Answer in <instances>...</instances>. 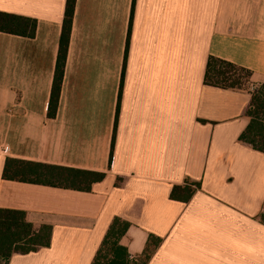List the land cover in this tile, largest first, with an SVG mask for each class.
I'll return each mask as SVG.
<instances>
[{"label":"crops","instance_id":"obj_1","mask_svg":"<svg viewBox=\"0 0 264 264\" xmlns=\"http://www.w3.org/2000/svg\"><path fill=\"white\" fill-rule=\"evenodd\" d=\"M65 4L0 0L36 22L33 38L0 33V208L51 227L7 264H91L115 218L130 257L153 237L146 264H264V154L239 141L264 84V0H75L50 117ZM209 57L249 82L205 85ZM6 159L105 176L87 192L10 181Z\"/></svg>","mask_w":264,"mask_h":264},{"label":"trees","instance_id":"obj_2","mask_svg":"<svg viewBox=\"0 0 264 264\" xmlns=\"http://www.w3.org/2000/svg\"><path fill=\"white\" fill-rule=\"evenodd\" d=\"M75 0H66L65 13L59 39L56 67L48 104V116H54L58 106L63 68L66 59ZM36 22L29 18L0 12V33L25 38H33ZM251 72L230 62L209 57L204 83L223 89H240L249 82ZM249 123L239 136V141L247 147L264 154V84L250 93L247 108ZM103 173L79 171L69 168L52 167L42 164L27 163L14 159H6L2 177L5 180L18 181L58 187L75 191H90L93 183L104 178ZM199 185L186 184L184 195L180 196L181 187H173L171 199L187 201L193 195L192 188ZM264 221V220H263ZM129 223L115 218L91 264H146L152 254L153 237H149L141 257L131 259L127 250L119 244L126 233ZM51 227L42 225L35 230L26 220L25 213L19 210L0 208V264H7L13 254H28L39 248L49 246Z\"/></svg>","mask_w":264,"mask_h":264},{"label":"built area","instance_id":"obj_3","mask_svg":"<svg viewBox=\"0 0 264 264\" xmlns=\"http://www.w3.org/2000/svg\"><path fill=\"white\" fill-rule=\"evenodd\" d=\"M258 88H259V87L251 86L250 89H251L252 91H255V90H257ZM1 152H4V149H2ZM261 219L264 220V207H263V209H262V211H261ZM131 259L136 260V258H133V257H131Z\"/></svg>","mask_w":264,"mask_h":264},{"label":"snow or ice","instance_id":"obj_4","mask_svg":"<svg viewBox=\"0 0 264 264\" xmlns=\"http://www.w3.org/2000/svg\"><path fill=\"white\" fill-rule=\"evenodd\" d=\"M133 4H134V0H133Z\"/></svg>","mask_w":264,"mask_h":264}]
</instances>
